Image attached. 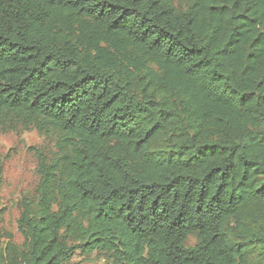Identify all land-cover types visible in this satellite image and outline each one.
I'll return each mask as SVG.
<instances>
[{
	"label": "trees",
	"instance_id": "obj_1",
	"mask_svg": "<svg viewBox=\"0 0 264 264\" xmlns=\"http://www.w3.org/2000/svg\"><path fill=\"white\" fill-rule=\"evenodd\" d=\"M0 121L57 136L0 264H264V0H0Z\"/></svg>",
	"mask_w": 264,
	"mask_h": 264
},
{
	"label": "rangeland",
	"instance_id": "obj_2",
	"mask_svg": "<svg viewBox=\"0 0 264 264\" xmlns=\"http://www.w3.org/2000/svg\"><path fill=\"white\" fill-rule=\"evenodd\" d=\"M57 136L43 133L35 127L21 123L0 121V167L2 186L0 190V249L8 241L21 246L23 236L18 230V219L24 199L34 200L39 183L40 156L51 158L57 151ZM196 237L190 236L187 245H194ZM70 264H114L110 256L80 250L71 258Z\"/></svg>",
	"mask_w": 264,
	"mask_h": 264
}]
</instances>
